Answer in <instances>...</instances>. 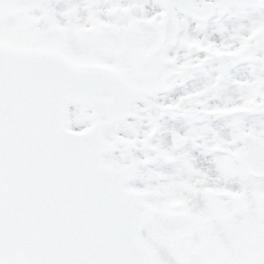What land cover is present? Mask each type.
Masks as SVG:
<instances>
[{
  "label": "snow or ice",
  "instance_id": "1",
  "mask_svg": "<svg viewBox=\"0 0 264 264\" xmlns=\"http://www.w3.org/2000/svg\"><path fill=\"white\" fill-rule=\"evenodd\" d=\"M0 264H264V0H0Z\"/></svg>",
  "mask_w": 264,
  "mask_h": 264
}]
</instances>
